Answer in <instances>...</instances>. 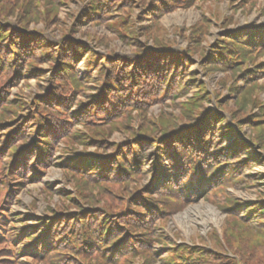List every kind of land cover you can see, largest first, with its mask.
<instances>
[{"label":"rangeland","instance_id":"1","mask_svg":"<svg viewBox=\"0 0 264 264\" xmlns=\"http://www.w3.org/2000/svg\"><path fill=\"white\" fill-rule=\"evenodd\" d=\"M48 1H50L49 4L52 3L50 6H53L50 7L53 10L49 12V15L50 18L55 16L56 20H52L54 22L49 20L46 13ZM25 2L29 4L36 2L38 8H41V16L34 14L32 20L28 22V28L23 27L24 33L29 35L27 41H30L32 46L28 52L22 51L21 66L12 64V69L8 71L9 80L2 84L0 94L5 91V98L0 100V136L8 132L6 127L14 125L13 128H18L26 124L29 130L32 127L30 144L38 143L36 131L39 129V121L35 115L38 109H45V106L39 105V98L48 95L57 86H51V84H61V87L64 86L63 89L68 85L60 83L55 78L61 57L53 50L60 47L62 43L69 42L68 45L74 43L75 48L79 45L88 46L86 53H83L84 56L81 55V60L76 61L71 67L72 73L76 75V84L79 85L78 87L74 84L76 90L72 111L79 109L84 111L80 121H77L79 125L76 129L93 145L85 149L83 144L77 143L78 139L72 140L65 135L57 139V150L51 155L52 158L43 164L46 165L45 167H40L37 162H33L32 169H27L24 174L14 176L12 172H9L5 180L2 178L0 219H4L3 216H5L8 220L6 223L0 222L2 237L0 238V264H44L40 260L18 255L19 246L20 248L23 246L19 245L20 239L13 243L5 241L6 236L12 230H14L12 234L19 233V228L25 224L29 226L36 222L46 225L48 222L50 224L58 222V232L61 233L63 230L60 228L64 217L74 220L75 227H80L82 233H88L89 228L94 230L100 224V220L105 218L116 231V239H120L116 245L123 239L132 242L134 240L132 236L138 234L140 239L136 240L137 237H135L134 241L138 242L136 245L139 247L142 241H148L147 237H150L146 254L155 256V260L152 258L148 262L146 255H142L144 251L142 254L139 252L135 255L123 254L122 256L116 253L113 258L118 259V262L121 261L120 264H242L240 262L244 254L240 249L233 250L229 247L230 237L226 231V225L235 217L246 228L247 218L243 216L250 213H247L246 206L251 208L257 204L264 205V151L260 147L256 145L252 147V151L259 157L256 164L251 163L250 166L244 164L241 170L236 173L231 172L234 176L233 182L228 185H219L221 184L219 182L213 189L208 188V192L210 191L208 195L193 201L186 200L187 204L181 205V208L175 207V203L172 202L182 200L184 192H180L179 196H173V201H169L163 198V196L167 197L166 195L162 196L159 193L162 186H152V184L158 173L156 163L160 154L159 148L164 146L162 140L169 138L170 134L190 131L191 124H194L193 128L199 126L200 120L196 123L195 119L191 123L181 120L184 118L183 114L197 117L198 113L193 112L194 110L187 111L192 97L197 94L201 95L199 99L204 102V109L200 115H203L206 110H213L216 114L214 127L211 129L214 133L220 127L222 130L228 126L235 128L237 135L235 138L228 139L224 143L225 147L232 149L235 139L252 144L249 136L255 134L251 130L253 124L240 125L227 109L219 106V99L226 98L229 101L227 106L239 111L240 98L247 100L250 103L244 114L246 113L249 117L260 114L262 110L260 123H264V51L253 52L251 56L246 52V60H242L240 54L232 55V51L238 47V38L249 33L248 30H264V0H196L189 7L170 6L169 10L162 11L156 16L148 13H151L150 9L157 0H117L113 3V7L118 6L111 16L106 13L101 15L99 23H93L91 21L94 19L90 21L89 18L93 0H0V5L12 9L14 5ZM108 4L111 6L110 2ZM25 5L30 6L32 10L35 9L32 5ZM128 6L132 7V10ZM16 18H18L17 15H10L7 20H4L5 30L9 26L18 24ZM157 31L170 39L171 47L166 49L169 51L158 53L166 54L160 58L162 61L159 60L163 65L151 61L152 59L147 60L149 64H153V68L148 75H143L141 81L154 86L155 91L150 95L146 92V87L141 88L138 83L127 86L123 80V74L129 69L124 66H129L133 61L138 63L149 56V52L153 51L155 54L157 46L152 42V38L157 35ZM148 33H153L150 38ZM39 38H44L52 45V52L48 51L44 57L39 56L34 44V39L38 44ZM192 45L195 49L201 46V51L183 64L182 71L185 72L181 76L184 78V85L194 78L198 83L184 94L174 89L172 91L174 97L169 98L168 94L164 93L166 87L154 84H165L163 82L165 72L168 75H175L182 67L179 64L173 67L163 61L170 58L169 53L190 55ZM222 51L225 54L218 57ZM0 52L4 54V49L1 48ZM52 54L55 55V59H48L47 57ZM11 55L10 50L6 58L9 60ZM213 56L215 60L212 64L216 63L226 71L209 70L208 66L211 63L204 66L209 62L208 58L213 59ZM232 58L234 61L229 64ZM13 60L15 62L16 59L13 58ZM237 64L242 66L241 69H238ZM118 65H122L121 69H117ZM16 68L21 71V76L17 74ZM158 68L161 73L156 71ZM244 68L246 71L257 70L259 76L256 75V77L259 81L250 83L249 79L254 78L251 74L246 75L245 80L243 71L240 73V70ZM30 69L37 72V75L29 74ZM110 74L115 77L116 83H110ZM223 79L226 82L222 83ZM2 80L4 79L1 78L0 81ZM118 82L121 87L114 91L113 96L118 98L120 89L123 93L129 92L131 97L127 96L128 100L120 102L111 98L106 108L101 106L103 107L101 110H93L98 106L94 104L90 107L91 94L100 95L101 89L106 84L116 88L114 84ZM202 83L205 88L201 85ZM205 89L206 94L211 95L212 101H207ZM233 91H235L234 94ZM7 100L10 101L6 103ZM138 100L143 102L140 104ZM81 102L84 104L81 105ZM17 104H20V108L15 109L12 116L8 110H12ZM244 114L240 113L238 116L243 118ZM221 117H224L222 121L218 119ZM206 118L202 117V119ZM173 119L175 123L168 124ZM73 126H70L69 131ZM257 130H264V126ZM166 131L169 133L162 134ZM259 132L264 133V131ZM8 136L9 134L6 135ZM96 138L105 140L104 143L107 145L98 147ZM139 139L146 143L141 148V153L145 154V162L143 166L138 165L139 168L135 173L128 175L126 181L111 178L114 175L111 172L110 179L106 180L107 183L101 186L85 185L82 174L71 170L65 163L66 157L73 158L84 153L102 158L119 159L120 149L139 143ZM151 142H153L152 146ZM248 157L246 153L243 157L240 156L243 160ZM172 160L175 161L173 158ZM14 162L15 157L0 158V172L2 166H8L9 163ZM132 166L136 167L137 164ZM36 170L42 173L39 179L36 177L38 175ZM254 176H256L255 179ZM89 181L94 182L92 179ZM137 195L144 198L151 196L153 199L149 200L151 203L157 201L164 208L163 215L154 219L153 228L149 227L151 234L146 237L143 235L146 229L139 227L140 225L130 226L124 222L126 216L132 214L130 218H133L132 216L137 213L134 209L136 205L133 204V196ZM232 201L242 205V209H234ZM120 212L122 213L119 214ZM93 214L97 215L95 225L89 219V216ZM13 225L15 227H12ZM256 242L262 246L259 252L263 254L264 244L260 241ZM125 243L127 242L123 241V244ZM140 248L141 246L138 249ZM91 252L94 253L80 255L72 250H64L56 264H113L105 257L106 254L111 255V253L107 251L103 253L102 248ZM48 262L50 263V260Z\"/></svg>","mask_w":264,"mask_h":264},{"label":"trees","instance_id":"2","mask_svg":"<svg viewBox=\"0 0 264 264\" xmlns=\"http://www.w3.org/2000/svg\"><path fill=\"white\" fill-rule=\"evenodd\" d=\"M115 1L117 0H104L103 2L93 0V5L89 13L90 21L94 19L91 22L99 23L101 15L105 13L111 16V13L118 6L116 5L113 7V3ZM195 1L196 0H169V2H166V0H157V2L154 3L152 9H150L151 13L148 14L156 16L162 11L169 10L170 6L176 8H183L185 6L189 7L193 5ZM108 2H110L111 6H109ZM35 3L36 2H30L29 4L28 2H25L21 5L20 3H18L19 5H14L15 7H12V9L8 8V6L0 5V49H4V54L0 52V79H4L0 81V90L3 87L2 84H5V82L9 80L8 71L12 69V64L20 67L21 61L23 60L22 51L28 52L29 48L32 46L30 41H27L29 35L24 33L23 27L28 28V22L32 20L34 14H37V16H41V8L39 9V6ZM49 3L50 1H48L47 3L48 6H46V13L49 17V20L51 19L50 21H52L53 19H55V16L50 18L49 12L53 10L50 7L53 6H50L52 5V3ZM25 4L32 5L35 9L32 10L30 6H26ZM128 8L131 9L132 7L128 6ZM9 10L12 11L9 12ZM10 15L18 16V18H16L18 24L15 26L12 25L13 27L9 26V28L5 30L6 25L4 24V20H7L8 16ZM248 31L249 33L243 34V37L238 38V47L236 48V50L232 51V55L240 54L242 60H246V52H248L251 56V53L253 52L256 53L259 51H264V30L250 29ZM151 34L148 33L149 38ZM239 35H241V33H239ZM36 41L37 40L34 39V44L37 47L39 56L44 57V55L48 53V51L52 52V45H50L49 42L44 38H39L38 44L36 43ZM152 42H154L157 46L155 54L153 53V51L149 52V56H147L143 60H140L138 63L136 61H133L129 66H124V68L129 67V69L127 73L123 74V80L125 81V84L127 86H131L132 83H138V86H140L141 88L146 87V92L150 93V95L155 91L154 86L152 84H145L143 81H141L143 80V75H148L153 68V64H149L147 60L152 59L151 61H156L158 62V64H160L159 60L162 61V59L160 58L163 57L162 55L166 54L158 53L169 51L166 49H170L171 47L170 39L166 38L160 31H157V35H154V37L152 38ZM68 43H62L60 47L53 50V52H57L61 57L55 78L60 81V83L68 84V89H63L64 86L61 87V84H51V86H57L53 88V91L49 92L48 95H45L43 98H39V105L45 106V109H38L40 112L38 111V113H36L35 115L37 121H39V129L36 131L38 137L37 144H30L32 127H30V130L29 126L26 124H24L25 126L22 125V127L20 125L18 126V128H13L14 125L6 127L8 132L1 134L2 136H0V158H3L4 156H8L10 158L15 157V162L13 164L9 163L8 166H2L0 172V181H2V178L5 180L6 175L9 172H12V175L14 176H20L21 174H24L27 169H32L33 162H37L40 167H45L46 165L43 164L50 160L52 158L51 155H53L57 150V139H60L65 135L66 138L72 140L75 138L78 139L77 143L83 144L85 146V149L90 145H93L89 143L87 139H85L84 135L78 129H76V126L79 125L77 121H80L84 111L82 109H79L75 112L72 111L74 103V92L76 90L74 84H78H76V75L75 73H72L71 67L72 64L76 63V61L78 62L81 60L80 57L83 53H86V51L88 50V46L79 45L75 48L73 47L74 43H70L69 45ZM10 50L12 55L8 60V58H6V55L10 52ZM146 50L148 49L146 48ZM200 51L201 46L195 49V46L193 47L192 45L189 51L190 55H186L185 53H179L180 55L169 53L168 55H170V58H167V60L163 61V63L168 62L173 67L179 64V66H181L182 68L175 75H168V73L165 72L166 75L164 77L163 75H161L165 84L154 85H163L162 87H166L164 93H167L169 98L171 96L174 97L172 93L174 89L178 90L181 94H184L186 91H189L190 88H194L195 83H198L196 79H192L191 82L187 81V83L184 85V78H182L181 74L185 72L182 71L184 67L183 64H186V62L190 60L191 56L196 55V53H199ZM224 54L225 53L222 51L218 54V57H222ZM13 58L16 59L15 62ZM47 58L53 60L55 59V55L52 54V56H48ZM214 60L215 56H213V59L208 58L209 62L205 63L204 66L211 63L210 66H208L209 70L226 71L223 67L216 65V63L212 64ZM222 61L224 60L222 59ZM233 61L234 58H232L229 64H232ZM121 67L122 65H118L117 69H121ZM237 67L238 69H241L242 66H239L237 64ZM17 68V74L21 76V71H18ZM156 71L159 72L160 68H158ZM242 71L245 75V80L246 75L248 76L251 74L254 77L249 79V81H251L250 83L259 81V78L256 77V75L259 76L257 70L246 71V68H244L243 70H240V73H242ZM29 74L37 75V72L30 69ZM110 77V83H116L115 77H113L111 74ZM223 82H226L225 79L222 80V83ZM119 83L120 82L114 84L116 85V88H113L111 85L109 86L108 84H106L101 89L100 95L91 94L89 100L90 107L91 105L94 106L95 104L98 107H95L93 110H101V108L103 107L106 108V105L111 102L109 100L111 98H114V100L118 102L122 100H128L127 96L131 97L129 92L123 93L120 89L118 98H115L116 96H113L114 91L117 90V88L121 87V84ZM201 85L204 87L203 83ZM261 86L263 87L262 84ZM204 91L207 101H212L211 95L206 94V89ZM4 92H1L0 100H2L3 97L5 98ZM234 93L235 91H233V94ZM200 96L201 95L198 94L193 96L192 102L189 103L190 106H188L189 109H187V111L194 110L193 112H197V117L183 114L182 116L184 118L181 119L190 123L194 119L196 120L195 123L200 120L199 126L193 128L194 124H191L189 126L192 129L188 132L186 131L184 133L170 134L171 136L169 138L162 140V144H164V146H161V148H159L160 154L158 156L157 162L158 173L156 179L153 181L152 186L161 185L162 190H159V193L162 196L166 195L167 197L163 196V198L169 201H173V196H179L180 192H184L182 200L172 202L175 203V207L181 208V205L185 206L187 204L186 200L193 201L196 198H199L206 194L208 195V193L210 192H208V188L213 189L214 187L218 186L219 182H221V184L219 185H228L229 183L233 182L234 176L231 175V172L233 171L236 173L238 170H241L244 164L246 166H250L251 163H253L252 165L256 164L259 160V157L252 151V147L254 145L260 147L264 151V133H258V131L264 130H257L261 129L264 126V123H260V114L262 113V110L260 114H253L247 117L246 113L244 114L250 103L247 100L244 101L242 98H240L241 101L238 102L240 108L239 111V109H232L228 107L227 104L229 103V101L226 98L223 97L222 99H219V106H221L223 109H227L231 113L233 118H236L239 121L238 123L240 125H245V123L253 124L251 130H253L255 133L252 136H249L250 142L252 144L244 141L241 142L240 140L235 139V145L232 149H230L225 147L224 143L230 138H235V136L237 135L235 128L228 126L227 128H225V130H222L220 127L214 133L211 129H213L214 127L216 114L213 110L207 111L205 109L206 111H204L203 115H200V113L204 109V102L200 101ZM9 101L10 100H7L6 103H8ZM142 102L143 101L138 100V103L141 104ZM82 104H84V102H81V105ZM17 108H20V104L15 105L12 110L8 111L12 115L15 113ZM240 113L244 114L243 118L238 116ZM202 117L207 118L202 119ZM256 117L258 119H256ZM218 119H221L222 121L224 117ZM83 122H85V120H83ZM171 123H175V120L173 119L168 124ZM70 126H73L71 131H69ZM174 127H177V125H174ZM164 133L169 132L166 131L162 134ZM218 133L222 135L218 136ZM8 134L9 136L6 137V135ZM96 139V145L98 147H104L107 145V143H104L105 140L101 138ZM138 142L139 143L137 144H131V147L121 148L118 154L119 159L115 157L102 158L99 156H95L94 154L84 153L83 155L81 154V156H76L73 158L66 157L67 159L65 163L68 165V167L71 168V170L82 174L81 176L84 179L85 185L96 184L101 186V184L103 185L107 183L106 180L110 179L111 172L114 174L111 178L120 180L122 179L126 181L125 179H127L128 175L135 173V171L139 168L138 165L143 166L145 162V154L141 153V148H143L146 143H144L145 141L141 139H139ZM150 145L152 146L153 142H151ZM160 145L161 142L159 144V147ZM73 153L76 154V152ZM245 153L248 154L249 157L246 158V160H243V158H240V156L243 157V154ZM172 158L175 159V161L172 160ZM133 164H137V166L133 167ZM41 174L42 173L36 175L37 179L42 176ZM255 177L256 176H254V179ZM91 179L94 182L89 181ZM78 181H80V179ZM110 181H112V179ZM164 188H166L167 190H165ZM149 200H153L151 196H148L146 198L141 195L133 196V204L136 205L134 209H136L137 213L132 216L133 218H130L132 214L124 218L125 224L130 226L140 225L139 227L146 229L143 232V235L145 237L151 234L150 228H153L154 226L152 225V223L155 222L154 219L156 217H161L163 215L162 211L164 210V208L159 205L157 201H152L151 203ZM231 203L232 206L235 207L234 209H242V205H237V203L234 201H232ZM252 207L250 208L246 206L247 213H250L243 216L245 219L247 218L246 228H244V224L238 222V219H236L235 217L230 220V223H228V225H226V231L228 232L230 237L228 243L230 245L229 247H231L233 250L236 248L240 249V251H242V253L244 254V257L242 258V261L240 263L264 264V253L261 254L259 252V250L262 249V246H260V244L256 242L260 241V243L264 244V205L257 204V206H254L253 208ZM117 209H119V207ZM121 213L122 212H120L119 214ZM96 216V214L89 216V219L93 225H95L96 223ZM238 217L240 216L238 215ZM3 218L4 219H0V222L5 221L6 223L8 217L3 216ZM58 225V222L57 224L51 223L50 226L47 229L43 230V232L41 233L42 230L40 231V229L43 226L42 224L39 228L26 226L25 224V227L22 226V228H19V233L12 234L14 230L9 232V235L6 236L5 241H12L14 243L20 239L19 245L23 246L21 248L19 246L17 254L22 255L25 258L31 257L33 259L40 260L41 262H44V264H48V260H50L49 264H56L57 261H59V255H61L62 251L67 249L79 253L80 255L81 253H83L82 255H89L91 253H94L91 252L92 250H98L99 248H102L103 253L106 251L111 253V255L106 254L105 256L103 254V256H105L106 259L113 264H120L121 262L120 260V262H118V259L113 258L116 253L122 256L123 254L135 255L139 252H141L142 254L144 251L142 255H146L148 262L151 261L152 258L154 260L156 259L155 256L146 254L149 249L147 245H149L150 243V237H147L148 241L146 240L141 242L140 250L138 249L140 246L137 247L136 245L138 242L136 243V241H134L135 237H137L136 240L140 239V237L137 236L138 234L132 236V238H134L132 242L123 239L118 243V245H116V243L120 241V239H116V231L113 230L114 228L110 226L109 221L105 220V218H103V220H100V224L97 227L95 226L96 228L94 230L89 228L87 230L88 233H82L81 228L75 227L74 220H68V217H64V223L60 228V230H63L61 233L58 232ZM12 227L15 226L13 225ZM0 238L2 237L0 236ZM123 241L127 243L123 244ZM129 243H131L132 245Z\"/></svg>","mask_w":264,"mask_h":264}]
</instances>
